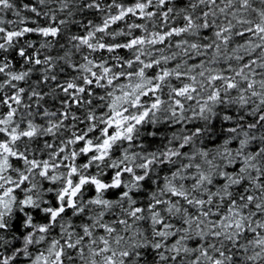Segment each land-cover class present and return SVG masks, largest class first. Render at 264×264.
<instances>
[{
  "label": "snow or ice",
  "instance_id": "snow-or-ice-1",
  "mask_svg": "<svg viewBox=\"0 0 264 264\" xmlns=\"http://www.w3.org/2000/svg\"><path fill=\"white\" fill-rule=\"evenodd\" d=\"M0 264H264V0H0Z\"/></svg>",
  "mask_w": 264,
  "mask_h": 264
}]
</instances>
